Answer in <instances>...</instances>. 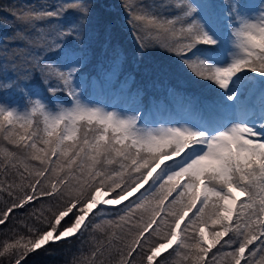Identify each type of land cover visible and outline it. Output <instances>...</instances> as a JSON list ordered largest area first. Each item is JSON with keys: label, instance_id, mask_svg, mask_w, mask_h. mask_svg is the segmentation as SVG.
Returning <instances> with one entry per match:
<instances>
[{"label": "snow or ice", "instance_id": "6c2138e0", "mask_svg": "<svg viewBox=\"0 0 264 264\" xmlns=\"http://www.w3.org/2000/svg\"><path fill=\"white\" fill-rule=\"evenodd\" d=\"M110 7L4 9L0 264H264V0Z\"/></svg>", "mask_w": 264, "mask_h": 264}, {"label": "trees", "instance_id": "16d2710c", "mask_svg": "<svg viewBox=\"0 0 264 264\" xmlns=\"http://www.w3.org/2000/svg\"><path fill=\"white\" fill-rule=\"evenodd\" d=\"M31 2H35V0H0V21L6 20L8 23H14L13 17L8 11H5L4 9L8 8L9 6H18L20 4ZM118 2L119 0H108V3L111 5L108 11L113 14L111 21L117 39L122 42L123 46L130 48L131 41L127 35V28L122 23L123 13L122 10L117 7ZM12 33L13 28L7 26L6 23L0 22V42H2L3 37L10 36ZM154 60L156 63L160 64L171 63V61H169L166 56L161 55L156 56ZM177 80H179L184 87L188 88L190 91H194L197 94L207 95L209 93L208 89H201L199 85L185 81L180 75L174 76L173 83H175ZM15 99H19V96H16ZM61 102H64V98H61ZM79 246V242H75L70 246L65 244L63 241H61L58 245L49 244L47 247L51 249L50 254L46 253L42 248L41 250H38L36 253L29 256L27 264H64V261L71 255L72 252H75Z\"/></svg>", "mask_w": 264, "mask_h": 264}, {"label": "rangeland", "instance_id": "374dc122", "mask_svg": "<svg viewBox=\"0 0 264 264\" xmlns=\"http://www.w3.org/2000/svg\"><path fill=\"white\" fill-rule=\"evenodd\" d=\"M100 99H104V97H103V96H101V97H100Z\"/></svg>", "mask_w": 264, "mask_h": 264}]
</instances>
